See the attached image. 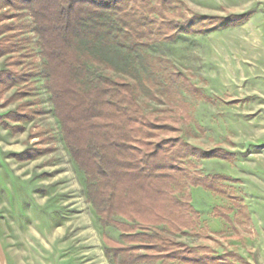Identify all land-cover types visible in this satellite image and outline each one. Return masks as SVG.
<instances>
[{
  "label": "rangeland",
  "instance_id": "rangeland-1",
  "mask_svg": "<svg viewBox=\"0 0 264 264\" xmlns=\"http://www.w3.org/2000/svg\"><path fill=\"white\" fill-rule=\"evenodd\" d=\"M181 1L188 15L252 14L240 26L180 35L134 52L86 41L81 47L109 64L113 77L135 84L146 112L175 111L178 131L170 135L234 154L231 161L195 165L206 176L225 178L221 192L188 189L199 224L175 238L219 255L231 253V264H264V0ZM6 22L19 50L0 58V71L18 59L16 68L29 74L22 102L36 114L21 134L0 126V264H110L103 237L118 241L120 233L103 229L86 199L83 175L52 112L29 16ZM90 69L93 78L100 76ZM15 90L0 98V115L18 106L3 105ZM32 147L49 152L23 162L11 157Z\"/></svg>",
  "mask_w": 264,
  "mask_h": 264
},
{
  "label": "trees",
  "instance_id": "trees-1",
  "mask_svg": "<svg viewBox=\"0 0 264 264\" xmlns=\"http://www.w3.org/2000/svg\"><path fill=\"white\" fill-rule=\"evenodd\" d=\"M184 8L181 0H0V58L19 50L6 21L29 16L52 112L69 157L83 175L86 199L100 226L120 233L118 241L103 237L110 264H231V253L190 246L175 235H187L199 224L190 187L221 192L225 177L206 176L195 165L213 158L231 161L234 154L204 150L170 135L178 131L175 111L146 112L135 84L113 77L109 64L81 47L86 41L134 52L180 35L240 26L252 14L188 15ZM8 61L0 71V98L17 88L3 105L19 104L0 115V126L17 135L36 111L22 102L29 74L16 68L17 58ZM48 152L32 147L11 157L23 162Z\"/></svg>",
  "mask_w": 264,
  "mask_h": 264
}]
</instances>
